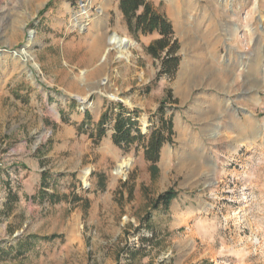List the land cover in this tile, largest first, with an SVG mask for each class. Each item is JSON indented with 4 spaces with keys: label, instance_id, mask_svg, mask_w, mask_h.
I'll list each match as a JSON object with an SVG mask.
<instances>
[{
    "label": "rangeland",
    "instance_id": "rangeland-1",
    "mask_svg": "<svg viewBox=\"0 0 264 264\" xmlns=\"http://www.w3.org/2000/svg\"><path fill=\"white\" fill-rule=\"evenodd\" d=\"M149 1L174 77L119 0H0V264H264V0ZM119 103L147 136L172 119L156 174Z\"/></svg>",
    "mask_w": 264,
    "mask_h": 264
},
{
    "label": "trees",
    "instance_id": "trees-1",
    "mask_svg": "<svg viewBox=\"0 0 264 264\" xmlns=\"http://www.w3.org/2000/svg\"><path fill=\"white\" fill-rule=\"evenodd\" d=\"M119 8L122 11L130 31L142 33H152L158 31L160 37L155 39L153 43L147 46L146 50L155 58L161 60V69L158 76L163 74L174 77L179 63L178 55L179 41L174 37V30L171 21L161 14L149 0H119ZM171 96V90L169 89ZM122 111L117 113L114 133L112 134L113 142L130 150L135 143L144 146L145 158L150 162V169L153 174L159 171L158 162L160 159V151L165 142L172 140L173 122L172 119L161 120L162 126L155 129L149 136L142 133L137 126V120L132 115L124 112L125 106L119 103ZM163 110V104L160 105ZM162 116H164L162 114ZM110 120L109 111L103 112L98 123V138H102L105 134V124ZM167 131V133H166ZM177 192L173 188H169L160 193L154 201L155 207L159 205L168 206ZM147 223L150 222V215L145 216Z\"/></svg>",
    "mask_w": 264,
    "mask_h": 264
},
{
    "label": "bare ground",
    "instance_id": "bare-ground-1",
    "mask_svg": "<svg viewBox=\"0 0 264 264\" xmlns=\"http://www.w3.org/2000/svg\"><path fill=\"white\" fill-rule=\"evenodd\" d=\"M84 16H85V17H88V16H89V12L85 11V12H84ZM85 25H86V24L84 23V21H83L82 19H76L75 22H74V26H79V27H81V28H84ZM24 53H26V55H27L28 58H30V59L33 58L32 55L29 54L26 50H24ZM112 96L114 97L115 95L112 94Z\"/></svg>",
    "mask_w": 264,
    "mask_h": 264
}]
</instances>
